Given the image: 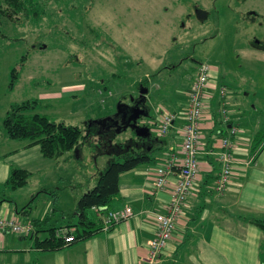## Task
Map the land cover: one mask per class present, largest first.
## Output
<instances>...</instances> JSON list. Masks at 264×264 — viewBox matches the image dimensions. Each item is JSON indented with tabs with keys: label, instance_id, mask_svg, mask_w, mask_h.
Masks as SVG:
<instances>
[{
	"label": "rangeland",
	"instance_id": "1",
	"mask_svg": "<svg viewBox=\"0 0 264 264\" xmlns=\"http://www.w3.org/2000/svg\"><path fill=\"white\" fill-rule=\"evenodd\" d=\"M38 8L13 22L0 16V130L9 105L31 98L50 120L77 125L83 136L90 129L78 156L71 150L27 165L29 186L57 181L56 192L47 187L44 196L62 209L75 205L110 159L105 143L112 133L90 119L129 101L124 96L138 94L143 78L151 113L207 63L231 105L237 98L244 109L254 107L257 121L264 117V0H40ZM12 67L17 76L10 87ZM243 132L238 136L245 139ZM130 134L127 128L111 139L123 142ZM6 140L0 155L12 147Z\"/></svg>",
	"mask_w": 264,
	"mask_h": 264
},
{
	"label": "crops",
	"instance_id": "2",
	"mask_svg": "<svg viewBox=\"0 0 264 264\" xmlns=\"http://www.w3.org/2000/svg\"><path fill=\"white\" fill-rule=\"evenodd\" d=\"M210 68L208 85L203 92L199 172L188 200L176 219L172 236L154 263L145 258L149 251L148 242L155 232V212L165 210L178 176V168L173 167L160 189L154 187L153 169L156 162H162L173 154L178 160L181 154V113L185 104V90L190 81L175 90V94L169 93L165 98H169L168 102L164 99L158 102L161 107L153 108L151 118H143L153 127L163 112L175 111L177 114L168 132L161 136L160 148L154 151L155 163H142L119 175L118 193L109 208L118 209L128 205L132 210L129 217L117 221L109 229H101L86 239L67 243L56 250L35 247L33 239L23 235L0 234V264H260L264 233L256 225L237 218L238 213L244 212L264 215V145L256 153L251 152L252 133L259 121L253 115L256 112L254 107L250 111L244 109L243 102L237 98L233 106L225 97L229 121L247 131L243 132L247 137L243 139L241 135L235 136L229 182L222 192H217L213 187L219 171L215 159L217 137H214L213 130L215 114L220 117L218 87L223 84L218 80L217 70L213 66ZM0 140L12 145L0 155V184L7 178L11 164L29 170L27 165L37 162L34 159L42 156L38 144L27 145L26 140L16 139H12L16 144H11V139L2 130ZM17 150L19 153L14 154ZM56 183L53 179L41 181L32 187L27 182L11 191L13 197L9 196L14 201H1L0 215H15V208L25 204L30 205L31 216L47 214L56 203L44 194L47 187L55 188ZM25 191L27 195H24ZM38 192L41 193L38 198H43L41 207L36 202ZM57 207L64 210L59 205ZM17 215L21 219L25 218L21 214Z\"/></svg>",
	"mask_w": 264,
	"mask_h": 264
},
{
	"label": "trees",
	"instance_id": "3",
	"mask_svg": "<svg viewBox=\"0 0 264 264\" xmlns=\"http://www.w3.org/2000/svg\"><path fill=\"white\" fill-rule=\"evenodd\" d=\"M39 4L40 0H0V16L2 15L7 20L13 22L14 18L16 16L19 17L20 14L23 16H28L31 13L32 15L36 9L39 10ZM34 7V10H30V8ZM198 66L196 67L195 73L188 83L185 92H187L192 79L196 75ZM16 76V70L12 67L10 70V87ZM104 80V78H97V81L100 84H103ZM146 83L147 78H143L137 81L136 85L139 87H146ZM221 86L224 85H220L218 87V91ZM147 92L145 93V99L143 101L141 100L140 102L142 106L139 105V107L144 108L147 111V115L139 116L137 118V123L139 125L147 126L150 130V134L138 135L129 128L131 133L130 136L127 139H124L123 142H115L111 139V136H116L117 133L127 129L121 128L123 123L120 122L118 124H108L106 127H103L101 124H99L98 127L101 132H103L105 135L112 133V135L110 134V136H108L110 140L105 143L107 147V152H105V154H109L110 159L108 157V164L102 171L99 172L94 185L86 191L80 193L73 208L61 210L56 205H53L47 214L41 216H31L29 204L16 207L15 212L19 215L21 214L25 216V218L21 219V217H19L17 214L10 215V217H14L16 220L29 222L32 224L31 232L19 235L33 239L35 247H38L42 250H56L62 248L67 243L69 244L77 240L86 239L96 234L101 229H109L114 225L115 222H112L109 223L107 227H104V218L112 209L109 208L111 201L118 193V180L120 173L134 168L142 163H155L156 158L154 151L158 150L161 145V136L154 134L151 125L146 121V119L151 118L149 104L146 103ZM137 95L138 94L134 95L133 93H128L124 97L133 96L136 98ZM225 96L226 92L222 97H220V100H225ZM186 100L187 96H185V104ZM122 102L124 101L120 100L118 104L120 105ZM124 103L130 105L132 104V101L129 100ZM218 103L220 104V101ZM36 105L37 100L34 98L11 103L1 121V127L5 135L9 139L26 140L28 143L27 145L38 144L39 151L42 156L48 158L57 159L61 155L71 150H75V152L79 153L80 148L77 146L79 145L78 142L81 137H87L91 135L90 129L88 127H91L92 123L89 124L86 122L85 127H87L89 130H86L87 134L86 136H83L81 129L77 125L66 124L63 121L50 120L44 113H40L35 110ZM103 108H105V105H103ZM120 108L123 109L124 107L121 105ZM115 111L109 113L110 111L106 110L104 112L106 113L105 115L96 116L95 119L111 116V121H113L115 116L121 114L119 112V114L116 115ZM143 118L146 119L144 120ZM90 121L93 122L92 119H90ZM156 122L157 121L154 123ZM214 123L215 129L213 130V133L215 134L214 137H217V150L219 149V138L223 135H228V126L236 127V133L229 136L231 140L232 155L234 157L233 141L235 136L239 134L238 132L240 131V127L232 124L229 120L226 121V123H223L219 117V114L217 113L215 114ZM257 125L258 127L252 133L251 138L252 153H256L264 145V117L263 119L259 120ZM108 143L109 147L107 146ZM215 159L219 166L217 156H215ZM30 176L31 172L26 168L11 164L7 178L0 184V202L3 200L14 201L8 193L24 186L28 182ZM51 188L52 193L54 194L56 192L55 188L57 187ZM2 192H5V194ZM237 217L243 222H250L256 225L264 233V215L255 213H241L237 215ZM6 233L17 234L14 232ZM67 235H72L73 238L71 241L65 240V236ZM260 264H264V240L260 249Z\"/></svg>",
	"mask_w": 264,
	"mask_h": 264
},
{
	"label": "built area",
	"instance_id": "4",
	"mask_svg": "<svg viewBox=\"0 0 264 264\" xmlns=\"http://www.w3.org/2000/svg\"><path fill=\"white\" fill-rule=\"evenodd\" d=\"M210 74V65L200 63L196 75L186 92L187 100L182 111L181 126V146L180 156L170 155L164 161H158L154 164V180L153 184L156 189H160L165 185L168 175L173 167L178 168V176L173 185L170 200L165 206L163 212H155L156 227L154 236L149 240V251L145 258L148 262L154 263L158 258L161 250L170 240L175 222L181 214L187 200L191 188L197 178L199 172V143H200V121L203 111V92L208 85ZM220 97L225 93L224 86L219 88ZM220 119L223 123L229 120L228 109L225 100H220L219 104ZM177 117L176 112L166 111L160 114L152 131L157 136L165 135L171 127L174 119ZM228 135L219 138V149L215 151L219 162L218 176L214 182V189L222 192L231 175L234 157L231 150L230 135L236 133V127L228 126ZM178 161V162H177ZM132 214L131 207L124 205L118 209H111L104 218V227L109 223L117 222L127 218ZM32 224L16 220L14 217L0 215V234L6 232H14L17 234H27L31 232ZM72 235L65 236L66 241L72 240Z\"/></svg>",
	"mask_w": 264,
	"mask_h": 264
},
{
	"label": "water",
	"instance_id": "5",
	"mask_svg": "<svg viewBox=\"0 0 264 264\" xmlns=\"http://www.w3.org/2000/svg\"><path fill=\"white\" fill-rule=\"evenodd\" d=\"M146 92H147V87L140 86V88L138 89L137 97L134 98L133 96H130V100L132 101V104L129 105L124 102H122L120 105L117 104L115 114L117 115L119 114V112L120 113L125 112L123 117H126V120L122 122L123 123L121 127L122 129L130 128L138 135L150 134V130L147 126L139 125L137 123V118L139 116L147 115V111L144 108L139 107L138 105V102H141V100L143 101L145 99ZM121 105L122 107H124L123 109L120 108ZM111 118H112L111 116H105L95 119L93 120V122H96L98 124H101V126L106 127L108 124H115L114 121H111L112 120Z\"/></svg>",
	"mask_w": 264,
	"mask_h": 264
},
{
	"label": "flooded vegetation",
	"instance_id": "6",
	"mask_svg": "<svg viewBox=\"0 0 264 264\" xmlns=\"http://www.w3.org/2000/svg\"><path fill=\"white\" fill-rule=\"evenodd\" d=\"M134 103V102H133ZM138 105H140V106H142L141 104H140V102H138ZM126 111V110H125ZM131 111H133V110H131ZM124 113L125 112H123V113H121L120 115H117V116H115L114 117V119H113V121L115 122V123H120V122H124L125 120H126V117H123L124 116ZM131 113V112H130Z\"/></svg>",
	"mask_w": 264,
	"mask_h": 264
}]
</instances>
